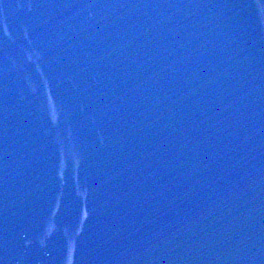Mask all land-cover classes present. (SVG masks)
<instances>
[{"label":"water","instance_id":"95a60500","mask_svg":"<svg viewBox=\"0 0 264 264\" xmlns=\"http://www.w3.org/2000/svg\"><path fill=\"white\" fill-rule=\"evenodd\" d=\"M0 264H264V0H0Z\"/></svg>","mask_w":264,"mask_h":264}]
</instances>
